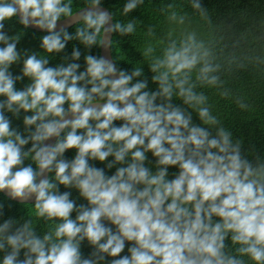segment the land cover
Masks as SVG:
<instances>
[{"label":"clouds","instance_id":"9594fccd","mask_svg":"<svg viewBox=\"0 0 264 264\" xmlns=\"http://www.w3.org/2000/svg\"><path fill=\"white\" fill-rule=\"evenodd\" d=\"M143 2L127 0L122 14ZM100 5L84 0L73 37L55 31L73 14L72 0H0V192L21 202L34 198L29 218L0 222V264H264V158L242 153V141L214 114L207 92L198 91L233 97L210 42L194 30L170 29L167 41L142 50L150 79L139 65L129 72L115 58L92 54L80 70L77 48L71 62L49 66L48 54L72 39L99 48L112 45L105 34L137 32L136 20L109 23L112 14ZM191 8L204 17L199 0ZM13 18L46 30L42 54L25 50L22 59L20 37L4 31ZM186 18L176 11L167 17L177 26ZM147 36H155L152 27ZM21 62L14 75L11 66ZM61 185L87 203L77 205ZM32 216L48 225L42 234Z\"/></svg>","mask_w":264,"mask_h":264},{"label":"trees","instance_id":"16d2710c","mask_svg":"<svg viewBox=\"0 0 264 264\" xmlns=\"http://www.w3.org/2000/svg\"><path fill=\"white\" fill-rule=\"evenodd\" d=\"M63 2L67 3L68 0H63ZM126 2L127 0H101V5L105 6L112 14L113 23L130 20L138 22L137 32L132 35L121 36L119 33H112L111 56L116 59L118 67L130 72L139 65L150 79L148 61L141 55L143 48L149 42L167 41V33L170 29H175V35H179L182 30L196 31L198 38L204 39L206 43L210 42V47L216 57L215 62L221 65L219 75L225 81L223 87L230 89L233 97L222 98L217 90L212 89H198V91L207 92L210 103L213 105L214 114L232 133L234 140L242 141V153L249 160H253L256 154L264 158V70H262L264 69V0H199L205 14L204 17H201L198 10L191 8V0H144L137 9L125 16L122 14V9ZM169 4L173 6L171 9L167 7ZM72 5L75 12L84 6V0H72ZM171 11H176L178 15L186 14L185 24L177 26L175 23H170L167 17ZM77 27H82V24L77 22L66 30L74 37ZM149 27L153 28L155 36H147ZM4 31L10 36L20 37L17 50L21 52L22 59L25 50L29 53L42 54L40 41L42 35L47 34L45 31L24 28L17 22V18L6 21ZM2 46L0 44V47ZM73 48L81 51V59L77 61L81 64L80 70L84 68L83 56L85 54L100 56V47L85 48L79 40L72 39L67 42L62 52L48 54L50 57L49 66L71 62L70 56ZM239 65L244 67L241 68ZM21 67L22 62L13 64L10 71L14 75H18ZM24 83H27V78ZM16 86L22 88L24 85L18 83ZM149 87L155 90V85L150 83ZM235 96H241L250 105V108L240 109L235 102ZM174 102L179 103L178 101ZM193 122L199 123L195 113H193ZM13 126L22 130L20 120L13 119ZM74 155L75 149L66 150L64 154L65 158L69 160ZM147 155L150 160L154 159L150 153ZM28 163L31 161L26 160L25 164ZM90 163L97 167H104V164L99 161H90ZM148 166L153 167L151 163ZM114 170V168L108 170L109 174ZM176 171L175 166L171 167L169 178H172ZM60 190L71 191L72 198L76 200L77 205L87 203L78 196L75 189H65L61 185ZM0 203L4 205V215L0 216V222L9 217L29 218V213L33 210L31 205L34 204V202L11 200L2 192H0ZM74 215L75 213H73ZM31 218L37 232L42 234L48 225H45L42 219L37 220L34 216ZM90 251L87 242H84L82 252L87 256ZM123 254H126V250Z\"/></svg>","mask_w":264,"mask_h":264},{"label":"water","instance_id":"95a60500","mask_svg":"<svg viewBox=\"0 0 264 264\" xmlns=\"http://www.w3.org/2000/svg\"><path fill=\"white\" fill-rule=\"evenodd\" d=\"M100 8H101L102 11H107V12L110 13V11L105 6L100 5ZM82 9H83V7L78 9V10H76L75 12H73V14L71 16L64 17V18L58 20L57 23H56L55 31H59L60 29L69 28L70 26H72V25L76 24L77 22H79L80 11ZM109 23H113V20L109 21ZM28 27L31 28V29L37 30V31H45L46 32V30H42V29H40L38 27H35L33 25H29ZM111 37H112V33L104 35L103 39L105 40V44L106 45H107L108 40L111 39ZM100 56L104 57L105 59H112L110 46H102V47H100ZM53 142H54V138L49 139V140L45 141L44 143L50 144V143H53ZM41 178H43V177H41ZM2 193L6 197H8L7 190L2 191ZM15 201L21 202L18 199L15 200ZM23 202H34V198L29 199L27 201H23Z\"/></svg>","mask_w":264,"mask_h":264}]
</instances>
